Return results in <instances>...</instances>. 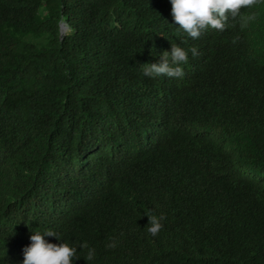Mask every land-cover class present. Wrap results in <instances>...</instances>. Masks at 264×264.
Returning a JSON list of instances; mask_svg holds the SVG:
<instances>
[{
  "label": "trees",
  "instance_id": "trees-1",
  "mask_svg": "<svg viewBox=\"0 0 264 264\" xmlns=\"http://www.w3.org/2000/svg\"><path fill=\"white\" fill-rule=\"evenodd\" d=\"M171 9L0 0V264L49 230L72 264H264V0L198 39ZM172 43L184 77L144 76Z\"/></svg>",
  "mask_w": 264,
  "mask_h": 264
},
{
  "label": "clouds",
  "instance_id": "clouds-1",
  "mask_svg": "<svg viewBox=\"0 0 264 264\" xmlns=\"http://www.w3.org/2000/svg\"><path fill=\"white\" fill-rule=\"evenodd\" d=\"M172 5L171 15L175 24L179 25V30L186 33L192 39H198L202 33L209 29L224 31L229 17L232 20L239 18L241 28L254 21L257 17L255 13L242 15V9H252L261 3V0H170ZM61 23H64L61 20ZM193 58L199 53L193 47L189 49ZM188 53L180 46L172 43L171 51H164L160 55V62L145 64L142 66L143 75L150 78L166 76L168 78L182 79L185 75L181 65L187 64ZM149 225L146 231L155 237L161 231L163 225L161 221L166 217L161 214L148 215ZM55 237L60 240L56 233L47 231L43 235L36 232L30 236V246L23 249V264H72L76 257L77 249L69 246L68 243L53 244L45 241L44 237ZM117 241L112 238L106 245L109 249H114ZM81 249H86L87 261L95 257V249L90 248L87 242L80 245Z\"/></svg>",
  "mask_w": 264,
  "mask_h": 264
},
{
  "label": "rangeland",
  "instance_id": "rangeland-1",
  "mask_svg": "<svg viewBox=\"0 0 264 264\" xmlns=\"http://www.w3.org/2000/svg\"><path fill=\"white\" fill-rule=\"evenodd\" d=\"M63 26H64V25H63ZM68 31H69V29H68L66 26H64V28L62 29V34L64 35V34H66Z\"/></svg>",
  "mask_w": 264,
  "mask_h": 264
},
{
  "label": "water",
  "instance_id": "water-1",
  "mask_svg": "<svg viewBox=\"0 0 264 264\" xmlns=\"http://www.w3.org/2000/svg\"><path fill=\"white\" fill-rule=\"evenodd\" d=\"M63 28H64V26L62 25V26H61V33H62V29H63Z\"/></svg>",
  "mask_w": 264,
  "mask_h": 264
}]
</instances>
